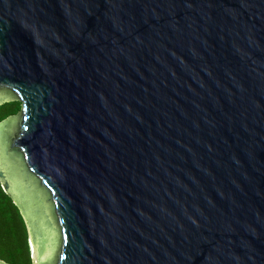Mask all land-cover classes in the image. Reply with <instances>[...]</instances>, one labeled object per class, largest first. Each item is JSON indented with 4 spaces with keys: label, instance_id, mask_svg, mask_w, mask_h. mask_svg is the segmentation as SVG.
Instances as JSON below:
<instances>
[{
    "label": "water",
    "instance_id": "95a60500",
    "mask_svg": "<svg viewBox=\"0 0 264 264\" xmlns=\"http://www.w3.org/2000/svg\"><path fill=\"white\" fill-rule=\"evenodd\" d=\"M11 100L32 264H264V0H0Z\"/></svg>",
    "mask_w": 264,
    "mask_h": 264
},
{
    "label": "trees",
    "instance_id": "16d2710c",
    "mask_svg": "<svg viewBox=\"0 0 264 264\" xmlns=\"http://www.w3.org/2000/svg\"><path fill=\"white\" fill-rule=\"evenodd\" d=\"M21 103L11 100L0 104V121L20 111ZM0 260L7 264H32L25 221L0 183Z\"/></svg>",
    "mask_w": 264,
    "mask_h": 264
}]
</instances>
